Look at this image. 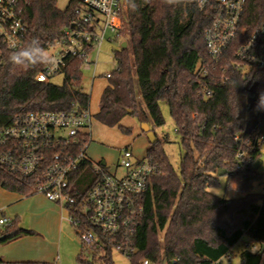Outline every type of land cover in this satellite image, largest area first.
<instances>
[{
    "label": "trees",
    "instance_id": "trees-1",
    "mask_svg": "<svg viewBox=\"0 0 264 264\" xmlns=\"http://www.w3.org/2000/svg\"><path fill=\"white\" fill-rule=\"evenodd\" d=\"M79 1L70 0L60 9L57 0H28L23 8L28 30L21 47L34 39L45 50L51 47L72 24ZM126 3L118 33L127 38V45L113 51L117 68L108 77L94 117L105 125L121 127L124 116L131 114L161 126L165 123L161 102L165 101L183 153L178 172L164 148L169 136H157L150 143L145 156L157 171L139 200L142 209L135 215L131 230L119 233L111 242L119 244L117 249L132 264H142L145 258L155 264H228L235 257L234 246L247 235L261 247L257 251L243 249L239 253L241 264H264V191L252 190L256 183H264V111L256 110L264 93V66L247 71L236 66L241 36L219 60H213L205 42L212 14L200 10L195 0L175 5L164 0H136L135 10ZM263 20L264 0H247L241 22L247 29L245 34ZM4 52L0 130L29 112L90 106L91 95L84 91L79 67L81 58H66L61 71L64 82L59 85L35 79L48 64L14 66L8 60L10 50ZM200 65L207 66L206 75L200 73ZM201 78L211 90L207 97L199 94ZM219 169L226 171V186L236 184L243 195L227 198L210 190L220 185ZM97 178L91 163L83 162L72 174V193H85ZM0 185L24 195L37 192L33 176H23L1 163ZM34 233L13 220L0 227V243ZM82 248L77 258L94 264L93 256L87 259ZM112 250L107 240L101 257L105 264H114Z\"/></svg>",
    "mask_w": 264,
    "mask_h": 264
},
{
    "label": "built area",
    "instance_id": "built-area-1",
    "mask_svg": "<svg viewBox=\"0 0 264 264\" xmlns=\"http://www.w3.org/2000/svg\"><path fill=\"white\" fill-rule=\"evenodd\" d=\"M26 3L28 0H0V69L5 63L4 51L10 50V44L23 45L28 30L23 15ZM246 3L247 0H207L203 8L199 7L212 14L205 32L211 58L219 60L227 47L241 36L235 54L236 66L243 71L264 66V20L245 34L247 29L241 22ZM126 9V0H80L75 7V19L57 40L61 45L59 56L45 70L39 71L35 79L50 81L54 74L62 71L68 56L82 59L80 69H91L96 61L91 60L89 54L108 29L121 30ZM199 71L206 75L207 66L200 65ZM110 75L111 72L106 73L107 78ZM200 80L203 85L199 94L207 97L211 90L203 78ZM93 119L90 106L77 105L70 110L33 111L18 116L0 130V163L23 176H33L36 193H43L67 209L68 219L84 250L95 252L103 251L107 240L117 248L119 244L111 240L131 230L135 215L142 209L138 206L139 200L157 166L146 156H135L130 146L121 149L119 166L123 170L119 173L110 171L105 162L91 159L87 148ZM85 161L91 163L98 178L85 193L75 195L70 187L71 177ZM11 222L7 216L0 217V227ZM1 264L17 263L3 261ZM44 264L61 263L56 257ZM142 264L155 263L145 258ZM228 264H232L231 261Z\"/></svg>",
    "mask_w": 264,
    "mask_h": 264
},
{
    "label": "rangeland",
    "instance_id": "rangeland-1",
    "mask_svg": "<svg viewBox=\"0 0 264 264\" xmlns=\"http://www.w3.org/2000/svg\"><path fill=\"white\" fill-rule=\"evenodd\" d=\"M70 0H57V6L60 9H65ZM118 30L108 29L105 32L103 39L97 43L89 54V58L96 61L91 69H83V86L84 91L91 95L90 98V108L93 114H96L99 109L101 91L108 84V78L106 77L107 72H111L117 68V61L114 57V49L120 48L124 41H127L126 37H123L118 33ZM61 45L55 42L51 47L46 49L53 60L59 56V51ZM95 77V79H94ZM52 82L61 85L64 82V74L59 72L54 74L51 78ZM139 98L141 95L138 93ZM161 110L165 119V123L161 126L149 124L151 128L155 131L156 135L160 138H164L165 134L169 136V140L165 141L164 148L169 156L171 162L173 163L176 171L179 172L180 161L183 153V149L180 144V137L175 130V124L171 116L169 105L165 102H161ZM122 126H106L103 125L96 117L93 119L92 134H91V146L89 147V157L95 161L99 158L104 157L106 159H111L115 156L116 148H124L130 146L134 151H138L141 156H145L149 139L142 128V121L136 116L128 114L125 120L121 123ZM95 146V147H94ZM97 148L96 153H92V149ZM122 160V156L120 157ZM262 168L264 170V153L262 156ZM123 167L120 166V171ZM220 177V185L210 188L212 192L222 197H237L243 195L236 188V184L232 187L226 186V177L224 175ZM253 191H264V183H256L252 189ZM2 201V197H0ZM59 222L56 232H53V240L50 249L53 257H58L61 264H88L87 262H81L77 257L78 253L83 250V245L80 238L74 229L73 225L68 219V211L62 206H59L58 210ZM162 237V234H160ZM261 247L260 243L251 239L247 235H244L238 243L233 248V253L235 255L232 263L241 264V259L239 253L243 249H250L252 251H257ZM85 251V250H84ZM83 251V252H84ZM95 260L94 264H105L102 260L103 251H86ZM112 258L114 264H132L130 258L123 254L117 248L112 250Z\"/></svg>",
    "mask_w": 264,
    "mask_h": 264
},
{
    "label": "crops",
    "instance_id": "crops-1",
    "mask_svg": "<svg viewBox=\"0 0 264 264\" xmlns=\"http://www.w3.org/2000/svg\"><path fill=\"white\" fill-rule=\"evenodd\" d=\"M103 90L101 91V95ZM126 117L127 115L124 116L121 123ZM147 143L148 148L150 141H147ZM90 146L91 142L87 148L88 153ZM96 149L93 148L92 153H96ZM115 151L116 154L113 158L106 159L101 157L97 161L105 162L110 171L119 173L121 148H116ZM133 152L135 156L143 157L138 155V151L133 150ZM0 197H2V201H0V217L7 216L11 221L17 220L22 227L32 229L35 232L34 234L23 235L14 240L0 243V259L15 263L21 261L48 262L54 260L56 257H53L50 245L54 240L53 232H56L59 222V205L48 199L43 193L24 195L16 191H10L1 185Z\"/></svg>",
    "mask_w": 264,
    "mask_h": 264
},
{
    "label": "clouds",
    "instance_id": "clouds-1",
    "mask_svg": "<svg viewBox=\"0 0 264 264\" xmlns=\"http://www.w3.org/2000/svg\"><path fill=\"white\" fill-rule=\"evenodd\" d=\"M128 6L135 10L138 6L136 0H127ZM169 5H175L181 0H164ZM207 0H196L197 6L203 8ZM9 63L14 66L35 68L41 64H51L53 57L46 52L38 40H32L26 46H19L14 42L10 44ZM256 110L264 111V93H261L257 102Z\"/></svg>",
    "mask_w": 264,
    "mask_h": 264
},
{
    "label": "water",
    "instance_id": "water-1",
    "mask_svg": "<svg viewBox=\"0 0 264 264\" xmlns=\"http://www.w3.org/2000/svg\"><path fill=\"white\" fill-rule=\"evenodd\" d=\"M122 45H123V46H126V45H127V42L124 41ZM142 128H143L144 132L146 133V135H147V137H148L150 143H154V142L157 140L158 137H157L155 131L151 128L149 122H147V121H143V122H142ZM258 164H259V163H257V165H258ZM225 172H226L225 169H219V170L217 171V176H222V175L225 174ZM6 236H7V234H6V235H2V236H1V239L5 238Z\"/></svg>",
    "mask_w": 264,
    "mask_h": 264
}]
</instances>
